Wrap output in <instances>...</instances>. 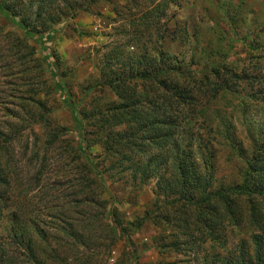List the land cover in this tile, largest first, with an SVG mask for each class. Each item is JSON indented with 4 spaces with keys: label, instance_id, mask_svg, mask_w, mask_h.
<instances>
[{
    "label": "rangeland",
    "instance_id": "obj_1",
    "mask_svg": "<svg viewBox=\"0 0 264 264\" xmlns=\"http://www.w3.org/2000/svg\"><path fill=\"white\" fill-rule=\"evenodd\" d=\"M178 1L0 0V143L14 135L7 145L14 202L4 224L21 227L24 243L32 238L43 264H202L195 255L212 250L206 243L196 254L161 249L171 232L160 217L172 211L166 208L171 192L155 177L111 176L103 146L109 133L102 142L96 134L122 103L111 85L115 77L136 81L134 91L143 98L151 90L136 71L142 65L161 63L158 78L180 84L214 77L213 68H246L249 80H230L231 87L207 100L199 96L180 139L211 188L240 183L264 148V0ZM158 3L149 20L144 12ZM27 8L32 22L38 11L46 13L30 34L20 26ZM50 129L59 136L44 157ZM75 153L94 167L96 192H77L71 184ZM127 166L128 174L140 171L135 162ZM4 234L11 264H35ZM226 234L228 247L219 249L225 257L249 244L243 229Z\"/></svg>",
    "mask_w": 264,
    "mask_h": 264
},
{
    "label": "trees",
    "instance_id": "obj_2",
    "mask_svg": "<svg viewBox=\"0 0 264 264\" xmlns=\"http://www.w3.org/2000/svg\"><path fill=\"white\" fill-rule=\"evenodd\" d=\"M160 7L161 3H158L157 7L146 10L145 17L151 20L153 12ZM31 13L28 8L21 13L20 26L27 34L38 27L39 16H46V13L38 11L39 16H35L32 22ZM145 22L147 23V20ZM34 38L40 44L42 37L36 35ZM49 58L50 55L46 53V61ZM158 65L160 67H157ZM158 65H142L136 69L142 76L141 80L150 84L148 88L151 90L145 98L134 91L136 81H126L118 76L111 83L122 103L115 107L113 113L102 119V124H106L105 131L102 128L96 133L101 134V139H98L100 142L103 141V136L109 133L103 141L104 159L108 162L107 171H110L111 176L118 174L126 180H130L129 176L133 180L142 178L147 182L155 177L160 189H168L171 192V199L166 208L167 211H172L160 215L171 232L162 238L161 249L184 255L192 252L196 254L206 243L210 244L212 250H208L202 257L195 255L196 259L202 260V264H264V148L250 161L249 172L240 183L211 188V181L192 166L191 153L184 150L185 146L180 139L182 124L196 114L195 111L201 102L198 101L199 96L205 100L208 97H216L220 90L231 87L230 80H237V83L249 80L252 76L246 68L243 73L222 69L221 76L220 71L213 68L214 77L198 79L192 84H180L174 79H159L162 65ZM110 115L112 117L108 119ZM44 122L46 127L51 128L50 122ZM88 122L91 123V119H88ZM123 125L128 126L130 130L119 128ZM110 129L112 133L108 132ZM58 136L59 132L50 129L46 151H43L44 157L53 152ZM13 139L14 135L11 134L0 143V264H11L9 257L12 250L2 241V237L6 235L4 232L13 237L16 248L26 249L27 254L30 252L28 257L31 262L43 264L32 238L28 239L26 244L23 241L26 234L21 227L10 228L4 224L7 210L14 202V159L7 155L10 150L7 145L12 143ZM66 149H70L65 151L69 153L72 150L70 146ZM35 154L40 156L41 149L35 150ZM74 160L77 161V175L71 184L77 192H85L87 189L96 192L98 181L91 175L94 167L89 162H84L79 153H75ZM130 162H135L141 172L134 170L128 174L127 165ZM169 162L171 168L165 171ZM45 166L46 163H42V167ZM61 224L63 225L60 228L66 229L65 222ZM34 225L40 228L38 222L35 221ZM237 228L249 234V244L240 243L231 255L225 257L219 249L228 247L227 230ZM214 245L217 251H214Z\"/></svg>",
    "mask_w": 264,
    "mask_h": 264
}]
</instances>
